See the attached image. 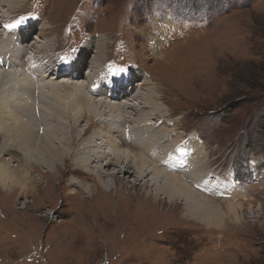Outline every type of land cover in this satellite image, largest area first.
I'll list each match as a JSON object with an SVG mask.
<instances>
[{"label":"rangeland","instance_id":"374dc122","mask_svg":"<svg viewBox=\"0 0 264 264\" xmlns=\"http://www.w3.org/2000/svg\"><path fill=\"white\" fill-rule=\"evenodd\" d=\"M29 11L40 24L30 43L38 41L37 54L51 66L59 61L55 54L70 58L81 49L77 61L82 51L99 55L95 47L106 38L112 42L110 68L122 74L135 67L148 79L153 73L157 108L169 114L157 118L172 120L167 128L177 136L199 138L202 156L208 157L206 172L220 173L240 195L218 198L198 188L226 214L221 224L212 219L209 225L185 216L183 201L156 198L133 178L119 181L111 193L99 187L95 199L85 192L66 196L64 178L54 176L31 195L8 194L0 187V264H264V0H27L12 15L6 11L4 22H16ZM167 17L171 24L163 23ZM161 26L163 36L154 40ZM30 51L38 49L27 47L24 63L32 58ZM90 54L89 67L86 62L81 67L85 73L90 67L99 71L90 66ZM14 88L8 82L3 95ZM57 90L66 95V89ZM37 96L46 106V97ZM38 103L35 110L33 100L23 102V113L34 119ZM139 107L128 109V116L143 112ZM85 117L80 129L90 115ZM99 130L94 124L88 134ZM220 188L229 192L222 183ZM231 202L237 205L229 207Z\"/></svg>","mask_w":264,"mask_h":264},{"label":"bare ground","instance_id":"6f19581e","mask_svg":"<svg viewBox=\"0 0 264 264\" xmlns=\"http://www.w3.org/2000/svg\"><path fill=\"white\" fill-rule=\"evenodd\" d=\"M26 1L0 0L2 26L10 25L9 20L4 22L8 17L6 11L12 15ZM30 12L29 16L24 14L17 19L22 23L14 28V34L20 35L19 48L12 37H3L0 31V135L3 136L0 145V187L3 191L31 195L38 191L39 184L44 183L46 178L54 176L58 180L64 178L69 189V195L66 196L74 197L85 192L95 199L99 187L104 194L105 189L109 190L106 193H111L112 187L119 181L133 178L135 185H148L151 195L156 198L163 196L172 203L183 201L185 216L195 217L209 225L212 219H217L215 224H221L226 214L206 195L221 198L223 193H231L230 198H234L240 194L230 187V182L225 185L220 173L206 172L208 157L202 156L199 138L177 136L174 130H168V123L172 120L170 122L169 118H163L169 115L168 110L163 112L157 108L161 103L156 100L158 95L155 96L153 87L158 80L155 75L150 72L148 79L135 67L123 70L122 74L110 68L112 57H109V48L112 42L106 38L95 47L99 55L93 57V51L91 54L82 51L81 60L77 61L75 58L81 49L70 58L55 54L59 61L52 56L49 60L56 63L54 67L51 66V62L49 64L44 56L37 54L40 50L36 45L38 41L30 43L33 37L37 38L31 32L40 25L38 21L31 20ZM167 22L171 24L168 17L163 23L167 25ZM161 30L162 26L159 27L157 38L153 37L154 40L162 38L163 33L160 32L165 30ZM39 31L42 32V28ZM119 44V40L115 41L114 49L117 48V51ZM27 47L37 48L38 51H30L32 58H27L28 61L24 63L23 54L27 52ZM17 51L19 53H15ZM150 52L155 54L151 49ZM89 54L93 58L90 66L99 69L94 71L90 67L87 71L90 74L81 71L84 62L89 64L86 58ZM105 58L107 61L102 63ZM57 62L65 66L56 69ZM67 71L70 72L67 74ZM59 77L67 79L55 82ZM71 78L75 81L68 83ZM113 78L116 79L112 81ZM134 79H137L135 83ZM10 81L16 88L10 95L4 96L2 91ZM56 87L66 89V95L55 93L58 92ZM145 90L146 93L143 92ZM35 92L46 97V106H40V97H35ZM91 94L100 95L96 99ZM115 97L122 101L115 102L116 99L112 100ZM29 100L34 101L35 110L38 103L37 117L34 119L23 113L22 103ZM137 106L142 107L143 112L139 110L136 117L128 116V109ZM86 114L90 117L86 120V127L80 129ZM158 114L163 116L157 118ZM160 120L163 122L159 126ZM97 123L103 130L88 134L91 126ZM174 123L176 125V121ZM9 151L13 154H8ZM6 155L10 157L4 158ZM16 155L20 157L17 163L14 159ZM111 168L116 169L114 174L109 172ZM36 171L37 177L34 174ZM210 172L213 176L206 184ZM89 177H95V182L90 183ZM221 183L229 192L220 188ZM198 188L206 195L199 192ZM241 191L245 193L243 188ZM233 205L237 204L228 203L229 207ZM115 214L121 218L118 209Z\"/></svg>","mask_w":264,"mask_h":264},{"label":"snow or ice","instance_id":"6c2138e0","mask_svg":"<svg viewBox=\"0 0 264 264\" xmlns=\"http://www.w3.org/2000/svg\"><path fill=\"white\" fill-rule=\"evenodd\" d=\"M20 21H17V24H19ZM16 25H7L6 27H15Z\"/></svg>","mask_w":264,"mask_h":264}]
</instances>
